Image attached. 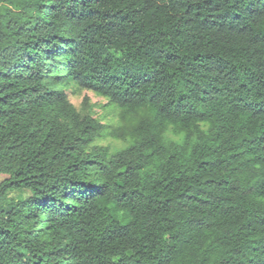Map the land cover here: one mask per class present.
Segmentation results:
<instances>
[{"label": "trees", "instance_id": "16d2710c", "mask_svg": "<svg viewBox=\"0 0 264 264\" xmlns=\"http://www.w3.org/2000/svg\"><path fill=\"white\" fill-rule=\"evenodd\" d=\"M0 264H264V0H0Z\"/></svg>", "mask_w": 264, "mask_h": 264}, {"label": "rangeland", "instance_id": "374dc122", "mask_svg": "<svg viewBox=\"0 0 264 264\" xmlns=\"http://www.w3.org/2000/svg\"><path fill=\"white\" fill-rule=\"evenodd\" d=\"M65 69L60 70L59 74H64ZM70 100L72 103L83 113L92 114L102 121L107 129H114V127L120 125L118 122V110L109 105L108 100L99 95H96L92 91L82 90L74 91L73 88L68 89ZM114 126V127H113ZM123 130L124 128H120ZM111 138L103 141V144L109 142Z\"/></svg>", "mask_w": 264, "mask_h": 264}]
</instances>
